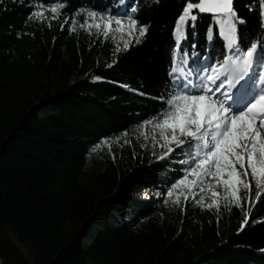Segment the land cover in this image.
Returning a JSON list of instances; mask_svg holds the SVG:
<instances>
[{
	"label": "trees",
	"instance_id": "16d2710c",
	"mask_svg": "<svg viewBox=\"0 0 264 264\" xmlns=\"http://www.w3.org/2000/svg\"><path fill=\"white\" fill-rule=\"evenodd\" d=\"M41 3L53 6L0 0V264H264V223H252L264 221V198L242 232L236 206L203 210L181 200L164 220L157 193L183 171L184 154L164 161L126 146L117 158L93 156L159 108L182 0H63L50 24L29 18ZM248 3L234 0L246 20L238 34L255 32L259 44L260 17ZM124 4L137 5L135 17L149 25L127 50L78 22L69 30V17L80 23L87 11L115 14ZM204 17L198 51L216 63L226 41L217 29L215 47L205 43L214 22Z\"/></svg>",
	"mask_w": 264,
	"mask_h": 264
},
{
	"label": "snow or ice",
	"instance_id": "6c2138e0",
	"mask_svg": "<svg viewBox=\"0 0 264 264\" xmlns=\"http://www.w3.org/2000/svg\"><path fill=\"white\" fill-rule=\"evenodd\" d=\"M50 2L53 5L48 9L52 13L50 18L46 17L42 3L33 6L29 18L48 19L49 24L58 19L65 6L63 0ZM152 2L158 4L159 0ZM245 7L258 12L260 17L259 44L253 42L255 32L249 36L238 34V26L246 24V20L238 15L234 0H182V9L172 29L174 48L170 49V71L164 91L157 95L160 105L142 121L143 125L150 124L158 130V137H145L162 150L157 160L171 161L177 152L187 157L181 161L183 171L178 170L173 180L168 181L169 187L157 195L175 196L176 205L182 199L185 205L191 200L198 207L219 211L222 189L225 207L249 205L244 210L241 232L249 223L250 208L264 198V68L256 71L264 64V0H249ZM123 8L107 15L106 9L87 11L80 27L90 34L95 28L104 37L111 32L119 33L126 37L123 48L127 50L131 41L139 42L147 35L149 25L141 24L135 17L139 11L137 5L124 4ZM200 14H208L207 18L214 22L206 29L205 43L210 41L215 47L217 29L218 36L226 41L216 63L211 55L202 61L203 48L198 51L197 22L205 19ZM68 19L72 31L77 21ZM189 29L192 40L185 43ZM224 47L230 54L224 53ZM157 140L162 142L156 143ZM208 194L211 203L206 204ZM257 222L264 223L252 220Z\"/></svg>",
	"mask_w": 264,
	"mask_h": 264
},
{
	"label": "rangeland",
	"instance_id": "374dc122",
	"mask_svg": "<svg viewBox=\"0 0 264 264\" xmlns=\"http://www.w3.org/2000/svg\"><path fill=\"white\" fill-rule=\"evenodd\" d=\"M43 8L45 10L46 17L50 18L52 16V13L48 11L50 7H43ZM84 18L85 15L83 16L82 21ZM96 19L98 22L99 17H97ZM77 20L78 19H76V21ZM77 22L80 25L79 21ZM91 31L98 33V31L95 28H93ZM99 36L102 38V40L110 38V40H112L117 47L124 49L123 40L126 39V37L122 38L119 33L111 32L108 37H104L102 34H99ZM261 68H264V64L258 66L256 68V71L259 72ZM154 135L158 137V130L154 129L150 124L144 125L143 127L133 131L131 134L123 135L118 140L106 141L103 145L96 148L93 156L97 158L100 162H103L109 158H117L120 154L121 149L126 146H130L136 149L137 151L146 150L148 152H154L158 156L161 154L162 150L158 146L154 147L153 146L154 142L151 139L145 138L146 136L152 137ZM160 142L162 141L157 140L156 143H160ZM220 191H221V205H224L223 190L220 189ZM253 191H255V189ZM165 199L167 200V203H165ZM174 199L175 196L167 197V198L163 197L162 205L159 211V215L161 216L162 219L167 220L171 216L175 208L177 207V205L173 203ZM205 203L206 204L211 203L210 194L206 195ZM200 208L203 210L207 209L202 207ZM240 208H243L244 210H248L249 205L243 204V206Z\"/></svg>",
	"mask_w": 264,
	"mask_h": 264
},
{
	"label": "water",
	"instance_id": "95a60500",
	"mask_svg": "<svg viewBox=\"0 0 264 264\" xmlns=\"http://www.w3.org/2000/svg\"><path fill=\"white\" fill-rule=\"evenodd\" d=\"M201 15H203V16H208V14H201Z\"/></svg>",
	"mask_w": 264,
	"mask_h": 264
}]
</instances>
